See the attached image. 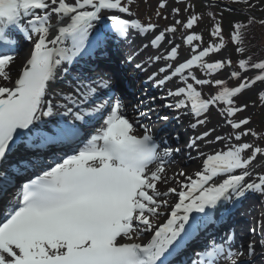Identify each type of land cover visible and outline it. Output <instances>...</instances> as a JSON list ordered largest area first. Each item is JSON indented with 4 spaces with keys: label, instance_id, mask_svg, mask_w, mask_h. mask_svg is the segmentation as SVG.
<instances>
[{
    "label": "snow or ice",
    "instance_id": "obj_1",
    "mask_svg": "<svg viewBox=\"0 0 264 264\" xmlns=\"http://www.w3.org/2000/svg\"><path fill=\"white\" fill-rule=\"evenodd\" d=\"M105 11L127 14L130 5L122 0H0V80L11 82L17 36L33 42L30 58L12 86L0 85V162L21 146L28 154L0 171V264H175L178 255L202 232L207 235L210 224L218 222L214 210L220 203L233 197L242 199L249 191L264 194V174L255 171L264 167V149L247 142L230 143L257 136L250 128L241 131L249 118H231L248 107L237 105L236 99L257 82L264 85V60L240 59L239 70L230 72V78L239 83L230 87L216 78L232 66L230 59L213 56L226 47L219 22L211 32L219 44L203 48L197 44L187 58H181L180 46L167 35L176 33L177 27L157 32L156 25L121 15L102 16ZM53 16L61 23L69 22L49 39ZM105 19L111 23L97 28ZM201 19L193 15L186 24L179 20L176 24L191 30ZM254 22L249 19L247 25L236 22L231 26L230 40L238 52L245 51L242 29ZM260 23L264 25V19ZM130 30L145 36L151 33L150 44L156 53L149 60L164 62L149 79L160 88L176 85L167 90L164 99H172L163 107L191 116L193 129L207 126L211 110L216 109L224 117L223 123L235 130L222 135L216 134V127H206L191 140L193 148L198 142L209 146L223 142L224 149L200 153L205 159L195 179L183 171L177 173L184 177L176 181L179 191L158 188V184L176 179L167 176L170 159L165 158L179 149L159 151L151 127L142 122L151 119L154 109L145 111L134 105L135 115L129 118L122 101L113 95L111 81L92 76L95 68L85 61L96 53L104 55L112 40L126 39ZM202 40V35H186L189 46ZM165 42L171 46L165 47ZM135 67L143 69L141 63ZM61 68L75 83H69L70 93L53 94L50 82L57 80ZM196 70L212 79L198 77ZM249 70L259 74L242 76ZM203 86L212 94L198 90ZM260 96L264 99V92ZM53 115L61 119H42ZM158 119L167 121L168 117ZM98 122L100 127L94 133L85 134L86 127ZM139 130L142 135L136 134ZM249 149L251 155L245 158L243 153ZM49 157H53L51 164ZM28 172L34 178L21 181ZM248 177L254 179L246 182ZM172 194L178 197L174 205L167 199ZM161 216L166 217L164 222L155 223ZM145 234H150L148 242H137ZM257 244L264 261V238L249 242L245 256L242 245L233 250L234 236L220 241L207 236L202 251L191 253L180 264H254Z\"/></svg>",
    "mask_w": 264,
    "mask_h": 264
},
{
    "label": "bare ground",
    "instance_id": "obj_2",
    "mask_svg": "<svg viewBox=\"0 0 264 264\" xmlns=\"http://www.w3.org/2000/svg\"><path fill=\"white\" fill-rule=\"evenodd\" d=\"M69 2H72V0H69ZM114 13V12H112ZM116 15H121V17L129 18L128 16H125V14L117 13ZM55 18V16H53ZM69 21L65 19L63 23L59 21V23L53 24L54 27L50 33L49 38H53L56 34H58V28L61 26H66V24ZM98 24V23H97ZM96 24V27L99 28V25ZM102 26V25H100ZM149 34L147 36L138 33L136 30H130L127 34V38H117L115 40H112L109 44L108 50L105 52L104 55H100L99 53H96L91 58L85 59L89 64L97 65L99 69L104 68V65L113 66L115 67V80L117 81L118 87L121 90H127L129 92V96L132 97V93H134L133 89L136 88V90H139V93H141L142 96L146 97V95H150L151 93H158L159 89H162L160 87H157V85L151 83L150 81H147L149 79L148 75H151L154 71H156L160 66H163L164 62L161 61L160 63H154L153 61L149 60V57L152 56V50L153 47L151 46L150 42L148 40ZM169 40L176 44L179 42V40L175 41L173 37H168ZM67 43V42H66ZM21 44V43H20ZM33 42L26 41L25 39L22 41V47L19 49L20 51L16 53V59L13 65H11V82H4L0 80V85L12 86V82H14L21 71L22 65L25 62L26 57H28V47L32 45ZM148 44V48H144L141 50V45ZM28 45V46H27ZM167 42H165V47H170ZM121 47V48H120ZM142 53H141V52ZM163 51V49H161ZM214 57H219V54H213ZM130 57V59H129ZM187 58V57H186ZM143 61V69H135V64L139 61ZM83 63V62H82ZM66 66V65H64ZM63 67V66H62ZM97 68V69H98ZM58 78L56 81L50 82L53 87V94L55 91H63L65 93H70L72 89L67 86L60 84L56 86L59 81H63L64 79V73L61 69H58ZM130 73H133L131 75ZM140 80V82H139ZM143 80V81H142ZM57 82V83H56ZM75 83V82H73ZM176 85L175 83H169L164 89L166 91L169 88H174ZM158 96V95H157ZM152 97L150 96L148 101L145 102L144 109L147 111V109L150 107L154 109V111L151 113V119L145 120L146 124H151L152 122H155L158 119V116H163L161 113L165 114L167 112L168 108L163 107L164 103L162 104L161 100L156 97V99L153 101ZM51 98V97H49ZM172 99V98H171ZM158 109L156 112L155 110ZM61 110V109H60ZM59 109H54V112L60 111ZM183 111V110H182ZM173 114V117L169 120V122L164 123V132L161 129V135L169 142L184 140L183 144H185V149L180 148V152L183 154H190V158L184 162V164L189 163V165L186 167L182 165H177L174 160L178 156L177 152H173L170 159V162L168 165H166V174L169 177L176 176L175 180L170 179L167 185H161L158 184V188L163 189L167 187H175L177 188V191H179V187L177 185V180L183 181L184 177L177 176V173L180 171L185 172L187 175L195 177V173L202 170L203 167V159L204 156H201L200 153L204 152L205 154H213L214 151L220 150L221 147H224L223 142H217L211 146H209L206 142H198V147L193 148L190 147L191 140L194 139L198 134L203 133L207 128L216 127L217 133L216 134H222L223 130L219 125H214L212 123H209L207 126H198L197 128L193 129L190 125L191 123H194V119L189 115H183L181 113H170ZM177 117H179L177 119ZM161 120V119H160ZM162 123V121H160ZM166 122V121H165ZM154 130H156L154 128ZM176 134L177 136H174ZM196 154V157H193V155ZM20 155L24 156L25 153H21ZM17 159V158H16ZM260 157L257 159L259 160ZM254 164L256 161L253 162ZM155 167V166H154ZM262 167L256 168V172L260 171ZM238 172V171H237ZM254 177H248L246 178V182H251ZM258 182V181H257ZM178 197L175 194L170 195L167 199L169 200V204H173L175 200ZM261 196L259 192H252L249 191L245 194V196L241 198L233 197L232 200L224 201L218 205V208L214 210L215 212V218L218 221L215 224H210L207 228V235L202 232L200 235V238L195 241H201L204 240L209 234L214 236H222L223 232L226 231L228 228L233 229L235 232H237V239L234 240V242L239 246H243L244 254L247 255V243L246 240H249L250 242L255 241H261L262 238H264V221L257 225L255 218H254V211L261 202ZM233 200H239V204H235L233 207H231ZM235 203V202H234ZM221 216H223V219L221 220ZM155 222H158L157 220ZM255 228L256 231L253 233L249 229ZM238 230V231H237ZM262 238H260V237ZM150 237V236H148ZM220 240V238L218 239ZM138 242V241H137ZM194 243V242H193ZM249 243V242H248ZM185 251H189L190 253V247ZM259 244L256 246V255L252 257V260L254 261V264H263L260 261V253L257 252L259 249ZM193 249V248H191ZM182 255V253L180 254ZM178 255L177 257L180 258L181 256Z\"/></svg>",
    "mask_w": 264,
    "mask_h": 264
},
{
    "label": "rangeland",
    "instance_id": "obj_3",
    "mask_svg": "<svg viewBox=\"0 0 264 264\" xmlns=\"http://www.w3.org/2000/svg\"><path fill=\"white\" fill-rule=\"evenodd\" d=\"M123 3L130 5V13L125 14V16H128L131 19L139 20L141 23H143L145 25H147L148 23L156 25L157 31L164 30L167 27H172V26L177 27L176 33H174V34L168 33L167 35H168V37H173L175 41L179 40V42L176 44L180 46L179 47V56L181 58L188 57L191 54V52H190L191 48L197 44H199L201 48L206 47L209 44H215V43L210 42V41L206 42L204 39L202 41L194 42L192 46H189L187 44L186 35L193 34V33L198 34V35H200V34H199V32L196 31L197 29H195V27H193L191 30L183 27V24H185V22H187V20L190 17L188 18L186 15V12L182 11V9H181L182 3L179 0H124ZM161 4H165V6L160 7ZM174 9H179V12L177 13L176 11H174ZM211 11L212 10L205 13L204 14L205 16L203 17V18H207V22H209V23H212L213 19L215 18V16H213V12H211ZM123 18H125V17H123ZM127 19H129V18H127ZM178 20L182 21L183 24L177 25L176 21H178ZM51 23H53V24L59 23V19L57 17L52 18ZM198 29L201 30L202 27L199 26ZM258 32H259L258 34H261V36H262V39H263L262 42H264V28L261 27ZM151 37H152V34H150V37H148L147 42L148 41L150 42ZM224 39H227V38L224 37ZM224 42H227V41L224 40ZM225 46H226L225 49L221 50L220 56L215 57V59H222V58L229 59L230 58V55H231L230 47L228 45H225ZM142 49H143V47L141 48V50ZM152 53H156V50L153 49ZM235 67H236V65L232 64L231 68H226L221 73L216 74V78L225 80L226 84L230 87L236 86L239 83V81L230 78V72L233 70H238ZM195 74L198 77L212 79V77L206 76L203 73V71H201V70H196ZM256 74H259L258 70H249L246 73L242 72V76L246 75L249 78H252ZM198 90H201L202 93L205 95L212 94V92L208 86H203L202 88H200ZM263 90H264V85H261L260 82H257V84L254 85L250 90H245L239 96V98L236 99L235 102L237 105H242V104L248 105V107L243 112H239L234 117L231 118V119H234L236 121H238L241 118H249V121H250L249 124L244 126L241 129V131H244L247 128H250L253 132L256 130L257 126L255 123V117H256V113L258 112L257 111L258 104L254 103V102L252 103L251 100L254 99L255 94H257ZM165 114H167V113H165ZM209 120H210V123H212L214 125H219L221 127V129L223 130L222 135H227L229 133V131H235V130L230 129L228 125L223 123L224 117L219 115L217 113L216 109L211 110V112L209 114ZM255 133L258 134V132H256V131H255ZM256 138H257V136L253 137L251 135H248V136L242 137V139L239 142L236 141L235 139H232L230 141V143L236 144V143L247 142V143L253 144V147H260L261 149H264V147H262L257 142L258 139H256ZM221 149H224V147H221L220 150ZM251 151H252L251 149L246 150L245 153H243L244 157L247 158L249 155H251ZM258 158L259 157H257V159ZM183 161L184 160H181L180 157L178 158V162H180V164L182 166H185V165L187 166L188 164H186V163L184 164ZM239 171L240 170H238L237 174H239ZM257 173L264 174V167H262V169H260V171H258ZM260 196L262 197L260 200L261 202H259V204H257L255 211L253 213L257 225H260L264 221V194L260 193ZM161 217H162L161 218L162 220H163V218H165V216H161ZM249 229H253V228L249 227ZM260 238H262V237H260ZM247 241H249V240H247ZM259 251H261V249H259L258 252Z\"/></svg>",
    "mask_w": 264,
    "mask_h": 264
},
{
    "label": "trees",
    "instance_id": "obj_4",
    "mask_svg": "<svg viewBox=\"0 0 264 264\" xmlns=\"http://www.w3.org/2000/svg\"><path fill=\"white\" fill-rule=\"evenodd\" d=\"M222 2H229L231 5H225ZM190 4H193L188 11L195 10L203 17L204 14L212 10L213 22L209 24L207 18L202 19L201 27L202 31L212 32L215 23L219 22L223 28V32H231L232 25L236 22L247 25L249 19H254L255 17L251 15L248 10L259 12L258 6L264 5V0H241V2H236V0H189ZM251 5V7L249 6ZM186 8V7H185ZM186 8V9H187ZM256 21V18L254 19ZM203 22H207V26L203 28ZM211 25V26H210ZM210 26V27H209ZM262 26L258 22H254L248 27L242 29L246 39H245V51L243 53L239 52L237 60L247 59L249 56L252 57L253 61L264 60V42L261 34H258L259 29ZM264 28V25H263ZM261 125L264 128V109L261 113Z\"/></svg>",
    "mask_w": 264,
    "mask_h": 264
}]
</instances>
